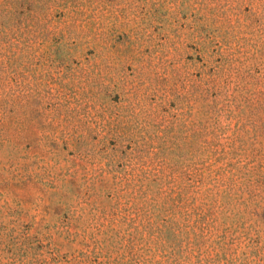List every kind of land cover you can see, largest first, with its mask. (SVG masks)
<instances>
[{"label": "rangeland", "instance_id": "obj_1", "mask_svg": "<svg viewBox=\"0 0 264 264\" xmlns=\"http://www.w3.org/2000/svg\"><path fill=\"white\" fill-rule=\"evenodd\" d=\"M0 264H264V0H0Z\"/></svg>", "mask_w": 264, "mask_h": 264}]
</instances>
